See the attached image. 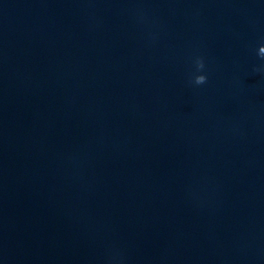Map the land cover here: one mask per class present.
<instances>
[{"label": "water", "instance_id": "water-1", "mask_svg": "<svg viewBox=\"0 0 264 264\" xmlns=\"http://www.w3.org/2000/svg\"><path fill=\"white\" fill-rule=\"evenodd\" d=\"M261 46L264 0H0V264H264Z\"/></svg>", "mask_w": 264, "mask_h": 264}, {"label": "clouds", "instance_id": "clouds-1", "mask_svg": "<svg viewBox=\"0 0 264 264\" xmlns=\"http://www.w3.org/2000/svg\"><path fill=\"white\" fill-rule=\"evenodd\" d=\"M259 54L261 56H264V46H261L259 48ZM197 66H198L199 69H203L204 68L203 61L198 59L197 60ZM257 71H259V69H257ZM205 82H206V76H204V75H198V76L195 77V83L197 85L203 84Z\"/></svg>", "mask_w": 264, "mask_h": 264}]
</instances>
